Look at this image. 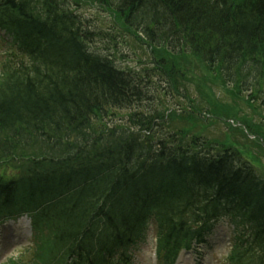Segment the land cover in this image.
I'll return each mask as SVG.
<instances>
[{
    "label": "trees",
    "instance_id": "1",
    "mask_svg": "<svg viewBox=\"0 0 264 264\" xmlns=\"http://www.w3.org/2000/svg\"><path fill=\"white\" fill-rule=\"evenodd\" d=\"M89 6L107 15L112 33L123 34L113 41L127 36L150 49L176 93L195 84L213 117L241 121L264 139V109L257 105L264 88V0H0V31L22 58L18 66L6 62L0 74V166L19 172L10 178L0 172V221L25 211L47 230L37 245L40 264H104L96 251L129 248L148 214L157 213L161 245L172 248L191 241L190 223L228 214L242 235L227 264H264V181L239 164L233 146L215 152L201 135L185 142L179 131L174 149L160 143L153 151L134 133L105 136L98 129L105 115L133 107L143 93L134 75L93 51L104 29L80 14ZM253 73L246 96L242 87ZM217 83L228 101L216 97ZM168 119H188L194 128L199 122L194 114ZM119 155L147 157L130 174L117 164L111 172L103 166L104 189L102 165ZM114 213V238L99 234L97 244H78L87 222ZM65 245L74 259L55 251Z\"/></svg>",
    "mask_w": 264,
    "mask_h": 264
},
{
    "label": "rangeland",
    "instance_id": "2",
    "mask_svg": "<svg viewBox=\"0 0 264 264\" xmlns=\"http://www.w3.org/2000/svg\"><path fill=\"white\" fill-rule=\"evenodd\" d=\"M87 17L91 18L92 20H97V14L94 9L87 12ZM1 37H3V33L1 34ZM97 49L101 50L103 53L113 52L115 55L118 64L123 68H132V70L136 73H140L142 78H144V81H149V79H146V74H148L149 70L153 69V65L150 61V58L147 56V50L141 49L140 47L134 45L131 40H128V43H125L123 45L117 46L118 53H115L114 50L112 51V45L109 42L98 44ZM4 53H6V50L3 48V45L0 44V65L3 61L2 57L4 56ZM149 53V52H148ZM146 70H148L146 72ZM151 81L149 83H145V92L147 93V96L149 97V100L143 105L140 106L139 109H136L135 112L142 114H149L154 110H161L163 111V107H168L170 109H177L180 112L185 111H191V103L184 97L186 92L183 87L180 88V96L175 94L172 91V88H170L169 84L163 83L159 78V75L156 73H150ZM187 89L190 97L192 100L195 101L196 105H200L202 102V98L197 90V87L195 84H187ZM206 108V107H205ZM117 114H122L125 118L124 119H118L117 115L114 118H109L108 122L110 125L113 124H124L127 126V112L121 111ZM205 114V110H203V115ZM202 116V114H201ZM203 117V116H202ZM107 122V120H106ZM160 126H162L160 124ZM155 126L154 132L156 133V136H164L168 134L169 132H174L177 130V128L174 126L163 125L162 127ZM184 126V123L180 124V128ZM246 142L243 143L244 146H253L254 140H252V137L250 135L246 134L242 136ZM252 151H245L243 153V156L245 159H248L250 161L252 160ZM255 162V161H254ZM255 165L259 167L256 163ZM262 175H264V169H261ZM11 224L13 223H6L5 228L3 227L0 230V261L1 259L6 256L5 258H12V257H19L23 253L24 247L26 244L23 245H14L12 247H7L4 249V243L10 242V235H11ZM226 234L224 232V229L218 227L217 228V234H215V238L219 240L221 238V235ZM150 245V242L146 245H143L138 248L137 251L133 253L134 259L133 264H142L141 261V253L142 251L147 248ZM26 248V247H25ZM29 248V247H28ZM214 256H222L219 253V247L215 248L213 252Z\"/></svg>",
    "mask_w": 264,
    "mask_h": 264
},
{
    "label": "clouds",
    "instance_id": "3",
    "mask_svg": "<svg viewBox=\"0 0 264 264\" xmlns=\"http://www.w3.org/2000/svg\"><path fill=\"white\" fill-rule=\"evenodd\" d=\"M155 255H156L155 243L153 242L147 248H145L142 251V253H141L142 264H153ZM211 257H212L211 253H209L207 256H205V258H204L205 264H210Z\"/></svg>",
    "mask_w": 264,
    "mask_h": 264
}]
</instances>
